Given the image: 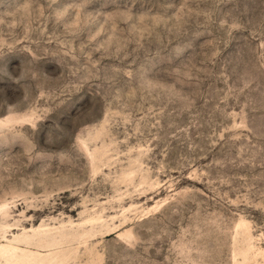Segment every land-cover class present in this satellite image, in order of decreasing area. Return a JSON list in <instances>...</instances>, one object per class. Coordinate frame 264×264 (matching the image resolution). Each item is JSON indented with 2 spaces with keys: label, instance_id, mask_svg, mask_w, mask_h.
<instances>
[{
  "label": "rangeland",
  "instance_id": "1",
  "mask_svg": "<svg viewBox=\"0 0 264 264\" xmlns=\"http://www.w3.org/2000/svg\"><path fill=\"white\" fill-rule=\"evenodd\" d=\"M0 264H264V0H0Z\"/></svg>",
  "mask_w": 264,
  "mask_h": 264
}]
</instances>
